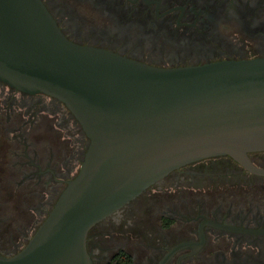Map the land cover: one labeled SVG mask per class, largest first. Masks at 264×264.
<instances>
[{
    "label": "water",
    "instance_id": "95a60500",
    "mask_svg": "<svg viewBox=\"0 0 264 264\" xmlns=\"http://www.w3.org/2000/svg\"><path fill=\"white\" fill-rule=\"evenodd\" d=\"M0 80L62 101L89 137L26 245L0 264H94L89 231L185 164L264 150V57L159 67L70 40L42 0H0Z\"/></svg>",
    "mask_w": 264,
    "mask_h": 264
},
{
    "label": "flooded vegetation",
    "instance_id": "af4514ba",
    "mask_svg": "<svg viewBox=\"0 0 264 264\" xmlns=\"http://www.w3.org/2000/svg\"><path fill=\"white\" fill-rule=\"evenodd\" d=\"M42 1L70 40L153 66L264 57V0ZM42 127L41 136L61 140L45 153ZM88 144L62 101L0 80L1 171L11 176L28 167V177H39L40 163L53 164L60 172L54 201L78 173ZM55 148L61 160H54ZM249 157L264 169V150ZM210 174L220 177H204ZM87 246L94 264H110L121 252L133 264H264V173L229 155L185 164L93 226Z\"/></svg>",
    "mask_w": 264,
    "mask_h": 264
},
{
    "label": "rangeland",
    "instance_id": "374dc122",
    "mask_svg": "<svg viewBox=\"0 0 264 264\" xmlns=\"http://www.w3.org/2000/svg\"><path fill=\"white\" fill-rule=\"evenodd\" d=\"M39 131V153H45L48 145L54 143L55 146L61 142L60 139L54 140L53 136L50 139L46 135L41 136L42 133L45 134L44 127L39 128ZM59 135L62 137L65 134L60 131ZM66 135L73 136V134ZM54 150L57 151L54 160H61V151L58 148ZM220 166L223 165L220 164ZM24 170L26 173H23ZM24 170L15 171L11 176L0 170V248L7 253L13 252L18 246L24 247L27 239L32 237L57 200V198L54 201L51 200L52 189L56 186V181L53 179L55 176L60 177V172L54 169L53 164L50 165L46 161L40 163L39 177H28L26 174L30 175L33 170H29L28 167ZM22 174H25V178ZM204 177L218 178L220 176L210 174ZM42 202L45 204L39 209L43 211L33 212V208Z\"/></svg>",
    "mask_w": 264,
    "mask_h": 264
},
{
    "label": "trees",
    "instance_id": "16d2710c",
    "mask_svg": "<svg viewBox=\"0 0 264 264\" xmlns=\"http://www.w3.org/2000/svg\"><path fill=\"white\" fill-rule=\"evenodd\" d=\"M110 264H133L131 256L125 252L118 254Z\"/></svg>",
    "mask_w": 264,
    "mask_h": 264
}]
</instances>
